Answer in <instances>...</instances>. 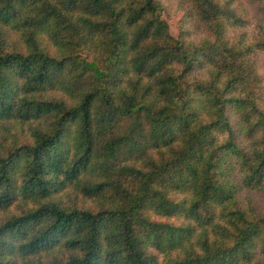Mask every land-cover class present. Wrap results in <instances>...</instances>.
<instances>
[{
  "label": "trees",
  "instance_id": "trees-1",
  "mask_svg": "<svg viewBox=\"0 0 264 264\" xmlns=\"http://www.w3.org/2000/svg\"><path fill=\"white\" fill-rule=\"evenodd\" d=\"M261 61L264 0H0V264H264Z\"/></svg>",
  "mask_w": 264,
  "mask_h": 264
},
{
  "label": "rangeland",
  "instance_id": "rangeland-1",
  "mask_svg": "<svg viewBox=\"0 0 264 264\" xmlns=\"http://www.w3.org/2000/svg\"><path fill=\"white\" fill-rule=\"evenodd\" d=\"M163 17L166 19V21L169 25L170 33L174 37H178L179 36V26L181 25V22L183 19V12L181 10L175 9L172 6L167 5L165 8V12H164ZM261 60H263V58H261ZM261 63H262L261 66L264 67V62L261 61ZM263 73H264V71H263ZM261 86H262V90H263V94H264V77H263ZM259 94H260V92H259ZM262 98H264L263 95H262ZM11 209L12 210H18L16 207H12ZM1 216H3V214H1Z\"/></svg>",
  "mask_w": 264,
  "mask_h": 264
}]
</instances>
